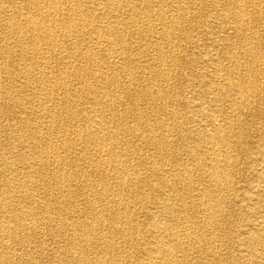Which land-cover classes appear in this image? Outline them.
<instances>
[{"label": "bare ground", "instance_id": "bare-ground-1", "mask_svg": "<svg viewBox=\"0 0 264 264\" xmlns=\"http://www.w3.org/2000/svg\"><path fill=\"white\" fill-rule=\"evenodd\" d=\"M262 105L264 0H0V264H264Z\"/></svg>", "mask_w": 264, "mask_h": 264}, {"label": "rangeland", "instance_id": "rangeland-1", "mask_svg": "<svg viewBox=\"0 0 264 264\" xmlns=\"http://www.w3.org/2000/svg\"><path fill=\"white\" fill-rule=\"evenodd\" d=\"M187 71L184 73L185 74V76L183 75L182 76V82H185V84H187ZM188 86H190V83H189V85ZM193 90V89H192ZM263 107V109H264V105H262ZM254 130H255V127H253V128H251L250 129V131H248L247 130V132H248V134H249V136L253 139V140H256V142H258V143H262V142H264V136H262V137H260L259 135H257L256 134V132H254ZM256 137V138H255ZM250 144H252V143H250ZM246 165L245 164H243V162L240 164V172L242 173L243 171H244V169L246 168L245 167ZM247 172H249V174H248V178L250 177V179L249 180H245V179H243L242 177L240 178H236L235 179V183H236V186L237 187H239L240 189H242V192L243 191H245V190H247V193H250V195L252 196L253 194H254V192L252 191V189L251 188H253V187H251L250 185L252 184L251 183V180H252V170H251V168L247 171ZM244 193V192H243ZM243 195L244 194H242L241 192H237L236 193V195L234 196V197H236L235 198V200H237V199H240V198H242L243 197Z\"/></svg>", "mask_w": 264, "mask_h": 264}]
</instances>
